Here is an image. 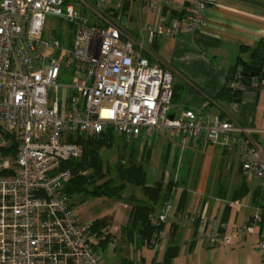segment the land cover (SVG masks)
Masks as SVG:
<instances>
[{"label":"built area","instance_id":"obj_1","mask_svg":"<svg viewBox=\"0 0 264 264\" xmlns=\"http://www.w3.org/2000/svg\"><path fill=\"white\" fill-rule=\"evenodd\" d=\"M211 1L188 0L177 17L170 0H142L144 12L160 3L163 11L156 28L147 22L141 28L149 41L156 32L192 34ZM50 15L72 29L70 41L56 38L54 29L43 36ZM128 20L125 0H0V264H102L92 220L79 217L102 198L72 204L63 191L71 171L61 164L82 151L76 136L111 131L149 141L165 130L183 145L236 148L242 171L264 184V158L247 128L192 109L172 113L173 76L141 53ZM251 85L264 90V78ZM173 210L166 201L157 215L165 223L160 245ZM253 219L260 222V212ZM197 220L200 241L212 242L216 222ZM258 253L264 264V239Z\"/></svg>","mask_w":264,"mask_h":264},{"label":"crops","instance_id":"obj_2","mask_svg":"<svg viewBox=\"0 0 264 264\" xmlns=\"http://www.w3.org/2000/svg\"><path fill=\"white\" fill-rule=\"evenodd\" d=\"M125 2L128 30L140 43L141 53L169 70L173 76L176 95L172 99V113L192 109L197 115L229 119L249 130L247 136L261 150L264 158V90L257 87L244 89L238 101L213 99L225 81L239 71V59L249 62L253 49L261 40L264 43V0H212L199 30L192 34L186 31L179 34L156 32L151 41L141 27L146 22L153 28L158 26L162 4L153 11L144 12L142 0ZM187 3L188 0H170L169 10L178 14ZM148 142L152 148L147 183L160 177L161 173L157 178L150 174L148 180V170L158 167L166 152L165 169L170 171L169 178L176 181L170 199L174 210L168 222L175 221L178 225L176 241L179 253L172 264H261L258 244L264 239V220L255 222L253 215L260 212L255 195L262 181L254 173L242 171L236 148L194 145L191 140L183 145L180 136L165 130L157 131ZM172 169L177 170L174 176H171ZM129 186L137 187L127 184L124 196L142 197ZM182 191L186 194L183 211L176 213ZM107 200L111 199H101L98 203ZM121 203L129 206L125 200L117 198V207L116 204L109 206L94 217L113 214L110 224L117 218V257H110L105 264H120L121 258L137 255L134 247L121 239L120 229L126 223L129 211ZM162 207L159 204L155 214ZM199 215L217 224L212 242L208 238L200 241L198 233L192 236L193 221ZM163 246L158 243L154 250L145 249L143 253L147 259L155 256L158 260Z\"/></svg>","mask_w":264,"mask_h":264},{"label":"trees","instance_id":"obj_3","mask_svg":"<svg viewBox=\"0 0 264 264\" xmlns=\"http://www.w3.org/2000/svg\"><path fill=\"white\" fill-rule=\"evenodd\" d=\"M127 10V3L125 2ZM185 8L173 16L181 17L185 14ZM253 56L249 62L239 59L240 69L237 74L227 79L221 89L213 96L215 101H238L242 89L234 87L231 82L241 84L245 89L252 88V80L264 78V43L261 40L253 49ZM176 91L173 87V97ZM172 97V98H173ZM115 133L111 131L103 132L96 136H76L74 141L81 146L79 157L69 158L61 164V168L71 171L70 178L64 183V193L72 199V204L82 202L88 198L102 199H123L129 205L128 218L121 226V239L127 245L134 247L137 253L136 257H123L120 264H172L173 259L179 253V244L176 241L178 225L175 221L170 222L166 243L162 248L160 258L155 256L147 259L143 250H154L160 242V233L165 227L164 222H160L155 214L157 206L170 201L173 196V188L176 181L173 177L169 178L163 185V175L167 163L168 153L161 158V175L152 183H147V164L151 156V143L147 140L130 143L122 135V148L117 156L115 165V175L109 176V168L104 164L101 157V149L110 148L116 138ZM133 141V140H132ZM141 142V144H140ZM127 184L135 185L141 189L142 197L133 194L124 196V190ZM264 184H262L255 200L260 207L261 222L264 220ZM186 194L181 192L177 212L183 211V205ZM226 218V210L223 214V221ZM260 222V223H261ZM110 224L109 216H101L92 220L91 228L99 236L95 250L99 253L105 249L115 236L107 230ZM194 230L192 236H196L198 220L193 221ZM220 229V228H219ZM194 240V238H193ZM192 240V241H193ZM100 254V253H99Z\"/></svg>","mask_w":264,"mask_h":264},{"label":"rangeland","instance_id":"obj_4","mask_svg":"<svg viewBox=\"0 0 264 264\" xmlns=\"http://www.w3.org/2000/svg\"><path fill=\"white\" fill-rule=\"evenodd\" d=\"M53 29L55 30V34H56L55 37L58 39L62 38L66 41H70L73 37V31L68 26V24H66L59 17L50 15V16H47V18H46L43 36L44 37L53 36V34H52ZM61 79H63V82L68 81L66 78H61ZM137 142L138 141L133 140L130 143L135 144ZM122 143H123V140H122L120 134H117L115 141L113 142V145L110 148L101 149V152H100L101 157L103 159L104 164L107 165L109 168V176L115 175V165H116L118 153L120 152V150L122 148ZM140 144H141V142H140ZM160 161H159V164L157 165L158 167H156L155 169H152V170H148L149 171L148 172V180L150 178V174L155 175V178L159 177V175L161 173ZM149 164H150V160L147 164V169L149 168ZM165 171L168 172L167 177L169 178V176H170L169 169H165ZM172 171H173V173H172ZM172 171H171V176H174L176 174L177 170L172 169ZM152 175H151V177H152ZM129 187H130V189L131 188L135 189L139 194H141L139 188L134 187V186H129ZM125 193H126V191H125ZM115 204H116L115 207H117V199H111V200L104 201L103 203H97V204L95 203L89 207L82 208V211L80 212V215H79L80 220L90 221V220H92V218L96 217L101 211L108 209L109 206H112ZM121 205L123 206V208L129 210V206L125 205L124 203H121ZM114 211H113V213H114ZM109 216H110V214H109ZM110 217H111L110 219H112L113 214ZM111 224L113 227H111ZM111 224H110V227H107V230L110 231L112 234H114L115 240L111 241L105 249L99 251L102 264L107 263L111 259L110 257H112V256L115 258L117 257V218H116V221L113 223L111 222Z\"/></svg>","mask_w":264,"mask_h":264}]
</instances>
